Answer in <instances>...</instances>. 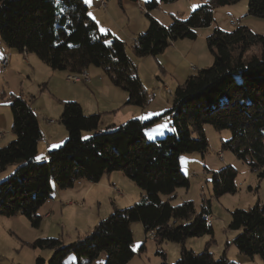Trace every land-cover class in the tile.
Segmentation results:
<instances>
[{
	"label": "trees",
	"instance_id": "16d2710c",
	"mask_svg": "<svg viewBox=\"0 0 264 264\" xmlns=\"http://www.w3.org/2000/svg\"><path fill=\"white\" fill-rule=\"evenodd\" d=\"M201 1L186 19L173 18L167 27L149 15L158 1L147 2L148 28L134 39V55L156 57L173 41L195 40L198 29L214 22L215 10L241 0ZM247 1V14L264 19V0ZM0 40L9 49L36 56L52 71L85 75L87 67L99 68L114 86L126 92V106L143 108L147 103L124 42L110 32L98 31L83 0H0ZM205 40L213 57L211 66L179 84L171 107L160 116L146 121L130 119L100 132V114L84 115L78 103L63 102L59 122L67 139L49 151L44 161L37 160L41 133L36 115L21 96L9 95L14 138L0 147V175L9 166L12 171L0 181V216H23L32 228H40L38 210L50 199L52 184L66 190L81 179L98 183L112 172H122L143 193L139 202L115 210L68 245L60 239H36L29 246L51 250L52 255L47 262L37 257L35 264H64L69 254L75 255L77 264H91L100 253L106 255L104 264H128L136 255L131 248L133 222H140L145 238L152 236L159 247L166 241L180 245L174 264H236L224 254L214 259L208 246L197 254L184 245L188 238L212 234L207 220L209 201L202 200L198 212L192 201L178 205L170 201L177 189L189 184L180 170V155L196 152L203 156L208 149L203 132L206 124L218 131L229 130L222 149L258 172L259 178L264 177V36L237 25L229 33L215 28ZM165 116L172 132L157 140L153 139L160 136L147 137L149 129ZM85 134L90 136L82 140ZM236 174L231 166L213 172L212 196L235 194ZM160 195L167 200H161ZM229 215L227 228L236 233L232 244L240 254L259 256L264 264V202ZM157 254L161 264H167L164 252L158 250Z\"/></svg>",
	"mask_w": 264,
	"mask_h": 264
},
{
	"label": "rangeland",
	"instance_id": "374dc122",
	"mask_svg": "<svg viewBox=\"0 0 264 264\" xmlns=\"http://www.w3.org/2000/svg\"><path fill=\"white\" fill-rule=\"evenodd\" d=\"M149 1L151 0H140L139 4L145 8L146 2ZM157 1L158 7L150 10L149 15L153 19V15L157 16L159 20L165 22L162 23L165 27L172 23L173 18L186 19L190 12L203 3L201 0ZM105 4L109 5H107V10L110 9V5L113 6L114 17L108 18L105 13H101L103 16L100 15L99 17V28L101 30L109 28L121 36L120 30L125 27L127 16L120 8L119 0H105ZM135 7L132 14L135 19L140 21L138 16L141 19H147L145 13H143L145 10L139 9L138 5ZM247 9L248 1L241 0L234 5L215 10L218 15H225L226 17H217L213 22V28L229 33L237 25H241L246 26L255 34L264 36V19L249 16ZM102 11L104 12V10ZM228 15L232 16L237 22L235 25L232 24ZM90 16L93 17V15ZM205 29L203 28L202 30ZM121 38L123 39V37ZM185 41L190 44L192 41H196V52L205 49L209 57H212L206 40L201 35L197 36L196 34L195 40ZM126 42V54L135 67L136 74L146 91L147 103L144 107H154L160 111L158 114L162 115L171 106L175 88L187 78L177 84V74L173 75L174 80L168 72L165 74L160 69L161 66H164L162 65L164 60H161V65H159L157 60L159 56L137 57L132 50L134 43ZM255 51L253 50V52ZM203 64L200 69L211 66L212 62ZM22 68L19 74H17L16 67L6 72H1L0 70V113L9 115V112H7L10 111L7 99L9 95L13 94L24 98L30 108L40 118L42 124L49 119L54 121V126L47 128L49 132L57 130L59 126L63 128V125L59 122L61 113L56 112L55 108H59L61 100L59 96H61V93L64 94L73 89V83L71 84V82H68L71 80L67 79L69 72H65V74L63 72H55L53 75L52 70L39 61L38 64L33 62L23 64ZM162 83H165L163 85L166 87H163ZM2 88H5V90L3 91ZM9 92L11 94L8 95ZM3 94L5 96H2ZM61 102L63 103V101ZM166 119L167 116L161 117L154 124L159 126V128L152 131L157 134L161 132V135L153 140L164 138L172 132ZM203 132L208 141V149L203 156L196 152L180 155V170L187 177L189 184L187 188L177 189L175 198L170 203L171 205H178L183 201H192L198 212L201 208L202 200L209 201L210 215L207 220L213 232L211 235L188 238L184 245L187 249L197 254L204 251L208 246V250L214 259H219L224 254L229 261L236 264H263L259 256L250 258L237 251L232 244L236 233L229 230L227 226L230 221L229 214L233 210H246L251 208L257 201L260 203L264 202V177L259 178L258 172L251 171L243 161L238 160L228 150L222 149V142L230 137L229 130L218 131L206 124L203 126ZM87 139L83 138L82 140ZM5 140L7 139H4L3 146L7 144ZM147 141H150V139ZM226 166H231L236 170V193L214 198L211 186L212 173ZM11 168L9 166L8 169ZM6 173L0 175V181L6 178ZM52 189L50 199L38 210L39 216L49 213V216L41 222L40 228H32L23 216L18 215L11 218L0 216V258L14 262L13 264H34V260L37 257L49 259L52 255L51 250L32 249L29 245L36 239L47 238L60 239L64 245H68L91 232L101 220L109 217L115 210H123L139 202L143 195L140 188L128 180L122 172L112 173L109 180L107 175H105L97 184H90L86 181L78 182L73 188L66 190H59L52 184ZM167 198V196L160 195V199L163 201L167 200ZM68 203L71 204L68 205ZM183 223V221L178 222V224ZM130 230L133 238L131 248L136 255L129 264H161L162 259L157 254L158 250L164 252L167 264H174L179 259V244L166 241L160 247L157 246L152 236L145 238L140 222L131 223ZM105 257V253H100L91 264H104ZM64 264H77L75 255L69 254L65 258Z\"/></svg>",
	"mask_w": 264,
	"mask_h": 264
},
{
	"label": "crops",
	"instance_id": "0c3cea01",
	"mask_svg": "<svg viewBox=\"0 0 264 264\" xmlns=\"http://www.w3.org/2000/svg\"><path fill=\"white\" fill-rule=\"evenodd\" d=\"M84 1L88 7V16L93 22H95L98 28V31L100 33H105V31L110 32L112 35H114L118 39L122 40L123 42L125 41L124 42L125 45L127 44L126 41L134 42V39L137 37V35L146 31L148 28L147 19H144V18L141 19V17L138 16V18H140V21H137L135 19V16L132 15L133 10L136 8L135 6L139 4L140 0L135 3L130 2L128 0L119 1L120 8L124 12V14L127 16L126 25L120 30L121 36L113 32V30H110L109 28H106L107 30H101L99 28V17L100 15L103 16L101 13H105V16H107L108 18L114 17V10H113L112 5H110V9L107 10L108 4L104 6V9L100 7V2L103 0H88V2H86V0ZM102 10H104V12ZM90 15H93V17H91ZM224 16L225 15H221V14L218 15L216 11L214 12V20L217 17L224 18ZM153 17L160 25L164 26V24L162 23H165V22H162V20H159V18L155 15H153ZM213 27L214 26L212 23L211 26L206 28L205 30L198 29L196 31V34L197 36L201 35L202 38L206 39V37L214 29ZM121 37H123V39ZM185 40L187 39H179V40L173 41V43L170 44V47H167L166 50L162 54L158 55L159 58H157L159 65H161L160 61L164 60V64H162L164 66L160 67L163 73L166 74V72H168L173 77V79H174L173 75L177 74V80H176L178 81L177 84H179L180 81H183L186 78L193 76L195 72H197L200 69V67L204 65L203 63L208 64L209 62H212V57L211 56L209 57V55L205 52V49L200 50V52H196V49H195L196 41H192V43L190 44V43H187ZM168 48L170 49L167 50ZM0 51L2 55L0 57V60L3 57H7L8 59V68L4 72L8 71L9 69H14L16 67L17 68L16 70L18 71L17 74H19L21 69H23L22 68L23 64H27V63L29 64L30 62H33L34 64H38V61L41 62L36 56L32 54H26L24 56L22 52H18L14 49H9L3 43L0 44ZM84 71H85V75H82V76H87L89 78V82L73 83V86H72L73 89L71 91H68L67 93H64V94L61 93V96H59L61 97L59 108H55L56 112H58L59 114L62 112V107H61L62 102L61 101L76 102L81 106L82 112L84 115L100 114L101 122L98 128V131L100 132H103L109 129L111 130L113 127H117L130 119L146 121V120L155 118L157 116H160V114H158L160 113V111L154 107L148 108L146 106L144 108H138V107L126 106L125 105L127 101L126 92L114 86L103 70L93 67V66H89ZM55 72H59V71H52V74L54 75ZM65 72L67 73L68 71H64L63 73L65 74ZM80 81H81V76H80ZM163 84L165 83H162V85ZM163 87H166V86L163 85ZM2 89L3 91L5 90V88H2ZM9 94H11V92H9L8 95ZM2 96H5V94H3ZM171 105H172V102H171ZM7 112H9L8 113L9 115H5V113H0V145L2 146L4 145L2 143L5 138L7 139L5 140V143H8V141L14 138L11 133V129H10L11 124H12V115L10 111H7ZM34 114L36 115L38 119V125H39L40 133H41V137H40V140L38 142V147H37V158H40V159H37V160L44 161L47 159V154L49 151L57 149L66 141L67 133H66V130L63 129L64 127L62 128L60 126L57 128V130L49 132L47 128L54 126L55 123H49V121L44 120L45 123L42 124L37 114L35 112ZM152 128L153 129H149V130H156L159 128V126L154 125ZM159 135H161V132L157 134V133H154L153 131H148L146 134L147 137H151V138H154ZM89 136L90 134H85V136L83 137L87 138ZM11 171L12 169H7V174L10 173ZM112 173L107 175L108 180L111 179ZM103 177L101 178V180L103 179ZM85 181L86 180L84 179L78 180L73 185V187L78 182H85ZM88 183L97 184V183H91V182H88ZM70 204L71 203H68V205ZM48 216H49V213L45 214L44 216H41L42 221L46 219V217ZM13 217H16V216H13ZM35 260H34V264H35ZM43 260L44 262H47L48 259H43ZM13 263L14 262H10L7 259L0 258V264H13Z\"/></svg>",
	"mask_w": 264,
	"mask_h": 264
},
{
	"label": "built area",
	"instance_id": "2783aa9c",
	"mask_svg": "<svg viewBox=\"0 0 264 264\" xmlns=\"http://www.w3.org/2000/svg\"><path fill=\"white\" fill-rule=\"evenodd\" d=\"M104 5L105 4V0L101 1L100 2V7L101 8H104ZM139 8H141L142 10H145V8L141 5V4H138ZM228 17L230 18V20L232 21L233 25H235L237 22L232 18V16H229ZM8 68V59L7 57H3L1 60H0V70L2 72H4L6 69ZM195 70V69H194ZM81 72V71H80ZM67 80V79H66ZM68 82H71V83H78V82H89V78L87 76H82V72H81V81H68ZM46 121H50L51 123H54L53 120H46Z\"/></svg>",
	"mask_w": 264,
	"mask_h": 264
},
{
	"label": "bare ground",
	"instance_id": "6f19581e",
	"mask_svg": "<svg viewBox=\"0 0 264 264\" xmlns=\"http://www.w3.org/2000/svg\"><path fill=\"white\" fill-rule=\"evenodd\" d=\"M105 6V5H104ZM233 24V23H232ZM24 56H25V54H24ZM194 69V68H193ZM80 76L81 75H77V76H73V75H70V76H68L67 77V79L68 80H71V81H80ZM49 123H51L50 121H49Z\"/></svg>",
	"mask_w": 264,
	"mask_h": 264
},
{
	"label": "snow or ice",
	"instance_id": "6c2138e0",
	"mask_svg": "<svg viewBox=\"0 0 264 264\" xmlns=\"http://www.w3.org/2000/svg\"><path fill=\"white\" fill-rule=\"evenodd\" d=\"M86 2H88V0H86ZM55 147V146H54ZM37 159H40V158H37Z\"/></svg>",
	"mask_w": 264,
	"mask_h": 264
}]
</instances>
